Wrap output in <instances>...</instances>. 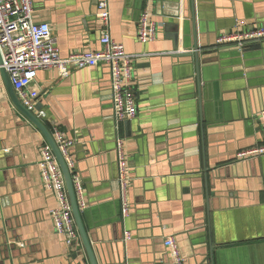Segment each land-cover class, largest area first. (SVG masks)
Here are the masks:
<instances>
[{"label":"crops","instance_id":"0c3cea01","mask_svg":"<svg viewBox=\"0 0 264 264\" xmlns=\"http://www.w3.org/2000/svg\"><path fill=\"white\" fill-rule=\"evenodd\" d=\"M101 0H33L62 57L102 48ZM110 34L132 59L137 115L121 127L131 178L121 220L111 72L40 70L32 89L52 128L72 141L82 221L99 264H264V41L217 38L264 27V0H153L155 40H138L144 0H108ZM245 23V27L239 23ZM197 55H183L194 51ZM175 44L178 48L175 49ZM43 134L12 104L0 73V264H90L80 236L55 230V195L39 168ZM125 232L131 239H125Z\"/></svg>","mask_w":264,"mask_h":264},{"label":"built area","instance_id":"2783aa9c","mask_svg":"<svg viewBox=\"0 0 264 264\" xmlns=\"http://www.w3.org/2000/svg\"><path fill=\"white\" fill-rule=\"evenodd\" d=\"M153 0H144L142 17L139 22L138 40L148 43L155 40V26L149 19L148 7ZM33 0H0V50L3 68L10 76L11 83L21 104L42 119L44 111H37L40 93L32 89L40 70L57 69L62 78H67L70 69L106 65L111 72V89L115 123V150L118 162L117 186L121 203V220L130 215V175L125 151V139L121 127L126 120L137 115L136 94L131 86V65L134 56L128 54L122 44L113 40L110 34V10L108 0L98 3V20L104 27L101 38L102 48L93 52L73 53L62 57L49 24L34 19ZM245 27V23H239ZM264 41V27L244 28L236 33L224 34L217 38V45L237 47L239 51L251 42ZM52 135L64 162L71 174L80 210L85 206L79 177L74 174L76 162L71 153L72 141H65L60 130L54 128ZM264 154V147L241 152L239 158L254 159ZM39 168L43 185L55 195L58 207L51 218L58 234L64 235L67 245L79 239V232L73 215L72 205L62 168L48 142L40 149ZM125 239L131 234L125 232ZM164 246L170 252L174 264H183L180 248L173 237L165 238Z\"/></svg>","mask_w":264,"mask_h":264},{"label":"water","instance_id":"95a60500","mask_svg":"<svg viewBox=\"0 0 264 264\" xmlns=\"http://www.w3.org/2000/svg\"><path fill=\"white\" fill-rule=\"evenodd\" d=\"M197 43L195 44V48L194 51L191 52H187L183 55H187V56H192L193 54H195V56L197 55ZM178 48V45L175 44V49ZM244 50V48L242 49V51ZM242 51H239V53H242ZM3 66V57H2V53L0 50V73L2 75L4 84L6 86V90L7 93L9 95V98L12 102V104L15 106V108L18 110V112L25 118V120H27L28 122H30L31 124H33L45 137L46 141L50 144V146L52 147L56 158L62 168V171L64 173L65 176V180H66V184H67V189H68V193H69V197H70V201H71V205H72V210H73V215L76 221V225H77V229L79 232V236L81 239V242L83 244V248L85 250L87 259L89 261L90 264H99L96 254L93 250V247L91 245V242L88 238L85 226L83 224L82 221V213L78 204V199H77V195L74 189V185H73V181L71 178V174L64 162V159L58 149V146L55 143V140L50 132V129L52 128V126L49 123H44L42 119L38 118L36 114L28 111L19 101L14 87L11 83L10 80V76L8 74V72L6 71L5 68L2 67ZM40 106L37 104V111H39ZM129 122L130 121H125V126H129ZM78 241V240H77ZM77 241H74L72 246L77 247Z\"/></svg>","mask_w":264,"mask_h":264}]
</instances>
